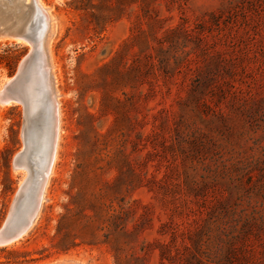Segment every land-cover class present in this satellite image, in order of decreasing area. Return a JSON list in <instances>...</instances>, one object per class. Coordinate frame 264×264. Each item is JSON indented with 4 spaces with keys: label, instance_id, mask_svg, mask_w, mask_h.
<instances>
[{
    "label": "rangeland",
    "instance_id": "1",
    "mask_svg": "<svg viewBox=\"0 0 264 264\" xmlns=\"http://www.w3.org/2000/svg\"><path fill=\"white\" fill-rule=\"evenodd\" d=\"M41 2L57 155L0 264H264V0ZM30 50L0 40V90ZM24 125L0 104V229Z\"/></svg>",
    "mask_w": 264,
    "mask_h": 264
},
{
    "label": "water",
    "instance_id": "2",
    "mask_svg": "<svg viewBox=\"0 0 264 264\" xmlns=\"http://www.w3.org/2000/svg\"><path fill=\"white\" fill-rule=\"evenodd\" d=\"M36 16L12 34L23 44L29 45L31 50L3 90L4 98L24 107L25 147L16 156L14 167L23 168L27 176L9 218L0 229V247H7L24 236L35 221L56 147L57 100L46 50L49 21L42 12L39 14L41 21Z\"/></svg>",
    "mask_w": 264,
    "mask_h": 264
},
{
    "label": "bare ground",
    "instance_id": "3",
    "mask_svg": "<svg viewBox=\"0 0 264 264\" xmlns=\"http://www.w3.org/2000/svg\"><path fill=\"white\" fill-rule=\"evenodd\" d=\"M45 9L46 8H44L41 0H0V40L14 39L16 41L22 42L21 40L14 38L12 36V34L15 31L23 28L25 25L29 24L33 20L34 16H36V15H37L36 17H38L37 19L39 21H41L39 18L40 17L39 14H40V12H42L43 14H45V16L47 17V20L49 21V31H48L47 39H46V42H47V40L49 39L48 35L50 32V19L47 15V11ZM47 43H46V47H47ZM9 80L5 81V83L2 85L1 90H0V104H2L3 106H11L15 103V102H13L12 99L3 97L4 86L11 81V80L10 81ZM58 107H59V104H57L58 128H57L56 147H55V153H54V157H53L52 167H51V170L48 174L47 180H48V178H50L49 176H50V173L53 169L54 162H55L56 155H57V147H58L57 142L59 140L58 139V136H59V134H58V130H59V110H58ZM20 169H23V168H20ZM46 184H47V182H46ZM45 188H46V185H45ZM44 191H45V189H44ZM43 195H44V192H43ZM42 200H43V196H42ZM42 200H41V203H42ZM10 244H12V243H10Z\"/></svg>",
    "mask_w": 264,
    "mask_h": 264
},
{
    "label": "trees",
    "instance_id": "4",
    "mask_svg": "<svg viewBox=\"0 0 264 264\" xmlns=\"http://www.w3.org/2000/svg\"><path fill=\"white\" fill-rule=\"evenodd\" d=\"M141 0H132V4H139V2H140ZM107 67H103V68H101L100 70L101 71H103V70H105ZM105 100H108L109 101V103L110 104H113V102L114 101H116V102H120L118 99H116V98H114L112 95H110V94H105ZM119 189V188H118ZM127 190H129L128 188L126 189V191ZM82 196V195H81ZM84 196V195H83ZM84 198H85V196H84ZM103 198H105L104 197V195L102 194V192H100V193H96V195H95V199H97L98 201H100L101 199H103ZM118 203L119 205V207H120V209H123L122 207V205H121V203H123V200L121 199V198H117V197H114V198H111L110 199V203L109 204H106L105 202H103L102 204H101V206H104L105 208H106V214L109 216V218H116V216H115V213L117 214V212H116V210H115V208H114V203ZM98 205H99V203H98ZM119 213V212H118ZM66 217L64 216V217H62V219H61V222H63V220L65 219Z\"/></svg>",
    "mask_w": 264,
    "mask_h": 264
}]
</instances>
